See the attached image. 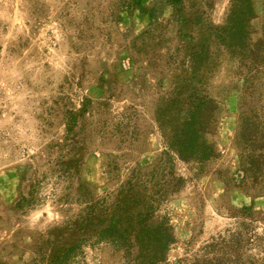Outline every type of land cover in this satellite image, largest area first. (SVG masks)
Returning <instances> with one entry per match:
<instances>
[{"label":"rangeland","instance_id":"rangeland-1","mask_svg":"<svg viewBox=\"0 0 264 264\" xmlns=\"http://www.w3.org/2000/svg\"><path fill=\"white\" fill-rule=\"evenodd\" d=\"M156 1L162 0L140 5ZM228 1H213V27L223 24ZM129 2L0 0V264H46L52 250L86 237L77 220L83 195L115 192L132 171L143 174L156 161L165 140L154 114L160 97L173 90L174 65L167 58L180 45L179 34L175 25L152 32L155 25L130 11ZM251 3L257 39L264 31V0ZM170 13L164 7L157 24ZM212 51L205 91L219 111L216 129L205 138L216 156L175 160L185 185L156 210L168 217L175 237L162 264L187 261L204 240L233 229L242 220L241 206L264 211V195H252L236 174L244 70L236 74V62L222 48ZM251 75L254 92L246 101L254 109L264 104V65ZM67 110L78 115L69 132ZM71 142L74 161L69 154L59 160L70 147L63 144ZM62 161L70 167L68 178H57ZM21 197L33 203L18 205ZM261 216L254 221L258 232ZM80 249L71 264H122L121 251L105 242ZM248 252L256 263L264 261L258 249Z\"/></svg>","mask_w":264,"mask_h":264},{"label":"trees","instance_id":"trees-1","mask_svg":"<svg viewBox=\"0 0 264 264\" xmlns=\"http://www.w3.org/2000/svg\"><path fill=\"white\" fill-rule=\"evenodd\" d=\"M184 1H156L150 8L141 7L140 0H131L126 5L130 11L138 10L147 16L149 26L155 25L152 32L175 25L179 34L180 45L167 58L174 65L173 90L160 97L154 114L165 140L155 163L143 174L132 171L130 178L115 192L97 198L83 195L77 220L79 227L87 232L86 237L52 250L46 264H71L79 252L82 254L80 246L85 242H105L120 250L122 264H162L165 261L168 246L175 237L168 217L158 215L156 210L169 194L180 191L185 185V179L174 171V162L205 161L216 156L205 136L216 129L219 106L205 91L204 80L215 47L222 48L236 62V74L237 69L244 70L241 76L245 87L239 97L241 113L237 132L241 152L236 174L252 195H264V104L252 109L246 101L254 92L251 72L264 65V31L259 38H253L257 31L252 27L256 18L252 0H229L219 27H213L209 21L215 0H188L186 5ZM166 6L171 8L170 16L165 24H157V15H161ZM85 105H81V112ZM64 113V126L69 132L78 115L72 110ZM74 144H63L70 147L59 155V160L69 154ZM68 157L74 161V154ZM64 162L57 163L60 171L57 178L69 177L66 172L70 167ZM20 199L18 205L19 202L33 203L31 199ZM108 210L111 212L106 216ZM236 211L242 220L236 222L233 229L204 240L187 261L177 264H258L248 250L258 249L264 258V229L258 232L254 225L256 215L262 214L260 219L264 221V211L256 213L248 206Z\"/></svg>","mask_w":264,"mask_h":264}]
</instances>
